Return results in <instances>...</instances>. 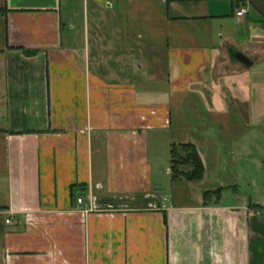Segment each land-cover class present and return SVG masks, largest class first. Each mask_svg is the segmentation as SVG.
<instances>
[{"label":"crops","instance_id":"1","mask_svg":"<svg viewBox=\"0 0 264 264\" xmlns=\"http://www.w3.org/2000/svg\"><path fill=\"white\" fill-rule=\"evenodd\" d=\"M0 264H264V0H0Z\"/></svg>","mask_w":264,"mask_h":264},{"label":"trees","instance_id":"2","mask_svg":"<svg viewBox=\"0 0 264 264\" xmlns=\"http://www.w3.org/2000/svg\"><path fill=\"white\" fill-rule=\"evenodd\" d=\"M29 53V52H27ZM170 167L174 180L185 179L199 181L203 179L205 169L198 150L192 144L173 145L170 152ZM212 194L219 198L221 189L205 193L206 199Z\"/></svg>","mask_w":264,"mask_h":264},{"label":"built area","instance_id":"3","mask_svg":"<svg viewBox=\"0 0 264 264\" xmlns=\"http://www.w3.org/2000/svg\"><path fill=\"white\" fill-rule=\"evenodd\" d=\"M245 12H246V9L245 8H242L241 10H239L238 12H237V16L239 17V16H242L243 14H245ZM167 201H168V199L167 198H164L163 199V201H162V207L163 208H166L167 207ZM77 202H78V204H84V199L83 198H78V200H77ZM11 220H7V222L9 223Z\"/></svg>","mask_w":264,"mask_h":264},{"label":"water","instance_id":"4","mask_svg":"<svg viewBox=\"0 0 264 264\" xmlns=\"http://www.w3.org/2000/svg\"><path fill=\"white\" fill-rule=\"evenodd\" d=\"M236 58L239 59L244 64H249V60L242 54H236Z\"/></svg>","mask_w":264,"mask_h":264}]
</instances>
